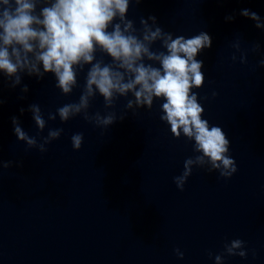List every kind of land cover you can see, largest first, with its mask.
<instances>
[{"label":"clouds","instance_id":"9594fccd","mask_svg":"<svg viewBox=\"0 0 264 264\" xmlns=\"http://www.w3.org/2000/svg\"><path fill=\"white\" fill-rule=\"evenodd\" d=\"M141 2L0 0V73L8 78L13 88L21 84L24 74L43 79L51 73L55 87L68 96L78 87V72L89 66L78 102L64 104L55 113H48V121H55L58 116L66 123L82 115L85 121L107 129L123 121L127 111L119 117L114 111L105 115L99 111L90 114L91 101L97 94L103 98L105 109L113 108L117 99L131 94L133 98L127 99L125 109L132 110L133 115L136 109L150 110L155 100H162L161 121L170 126L173 137L179 139L183 135L187 141L194 142L193 151L199 153L187 158L183 172L173 177L177 189L184 190L194 166L206 167L208 172L216 171L221 178L230 179L238 170L236 161L229 155L230 141L221 127L210 125L203 118L205 109L198 102V93L193 91L202 88L205 82L203 61L196 57L212 47L211 36L201 31L190 38L183 35L174 38L171 32L159 26L156 16L141 17L138 30L134 21L127 18V13L131 3ZM39 5L43 6L37 10ZM240 15L254 21L257 29H264V22L256 12L242 9ZM234 19V15L225 17L226 21ZM156 42L163 51H153ZM234 47L239 49V44ZM259 49L260 44L256 43L253 51ZM97 51L110 57L111 63L98 60ZM232 59H236L235 55ZM246 62L247 57L241 56V63ZM259 66L264 68V59L259 61ZM22 91L28 92L27 85ZM216 95L212 93L213 97ZM28 110L39 135L47 125L41 107L31 104ZM24 111L20 109L21 114ZM12 124L18 141L24 142L29 149L38 148L41 153L46 152V145L58 140L64 131L63 128L49 129L43 142L38 144L35 136L23 130L17 117H12ZM83 140V133H74L71 136L73 150L79 151ZM11 166V161H0L4 169ZM175 252L183 259V252L178 248ZM224 254L246 258L245 242L231 240L224 245ZM215 262L223 264V254L216 255Z\"/></svg>","mask_w":264,"mask_h":264}]
</instances>
